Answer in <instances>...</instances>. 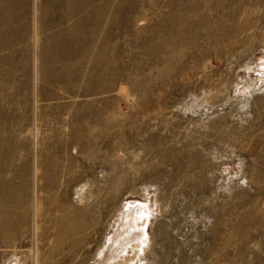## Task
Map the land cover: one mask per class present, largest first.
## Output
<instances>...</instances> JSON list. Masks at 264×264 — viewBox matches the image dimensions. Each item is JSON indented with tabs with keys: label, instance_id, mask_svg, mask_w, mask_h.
<instances>
[{
	"label": "rangeland",
	"instance_id": "1",
	"mask_svg": "<svg viewBox=\"0 0 264 264\" xmlns=\"http://www.w3.org/2000/svg\"><path fill=\"white\" fill-rule=\"evenodd\" d=\"M255 1L0 0V264H264Z\"/></svg>",
	"mask_w": 264,
	"mask_h": 264
},
{
	"label": "bare ground",
	"instance_id": "2",
	"mask_svg": "<svg viewBox=\"0 0 264 264\" xmlns=\"http://www.w3.org/2000/svg\"><path fill=\"white\" fill-rule=\"evenodd\" d=\"M244 1V0H243ZM264 1V0H263ZM263 1L262 0H256L255 1V4L256 5H264V3H263ZM243 5H244V3L243 4H241L240 5V7L238 8V10L239 9H241V10H239V12H238V14H246L247 16L246 17H248V18H258V16H259V14L260 13H258L259 11H257V12H255V11H249V12H245V10H247V9H245V6H244V8H243ZM239 6V5H238ZM237 10V9H236ZM233 13V12H232ZM218 14V13H217ZM224 15V14H223ZM226 15V14H225ZM242 15V16H243ZM262 15V14H261ZM222 16V15H221ZM231 16H232V14H231ZM222 17H224V16H222ZM222 17H219V18H217V19H220L221 18V20L220 21H222ZM225 17H227V15L225 16ZM234 17V16H233ZM245 17V18H246ZM263 17V16H262ZM213 18H215V17H213ZM212 18V19H213ZM242 18V17H241ZM244 18V17H243ZM226 19V18H225ZM233 19V18H232ZM238 19H239V15H238ZM247 24V23H246ZM248 26V25H247ZM236 29V28H235ZM250 28L249 27H242L240 30H241V32L242 33H245V32H247L248 30H249ZM221 32V31H220ZM224 32H226V31H224ZM250 33V32H249ZM226 35H228V34H226ZM146 220H144L143 222H145ZM3 237V236H2ZM1 237V239L4 241V244L8 241V239H9V236L8 235H6L5 237H4V239ZM139 239L140 238H138L137 240H136V242L134 243V247L135 248H137L138 246H139V244H140V242H139ZM128 240V236H126V235H124V233L123 232H121V233H119L116 237H115V241H114V244H113V246H120L123 242H125V241H127ZM9 242V241H8ZM129 259V258H128ZM118 264H127V258L126 259H124V260H122V261H120Z\"/></svg>",
	"mask_w": 264,
	"mask_h": 264
}]
</instances>
